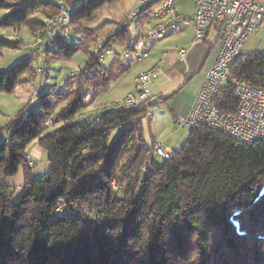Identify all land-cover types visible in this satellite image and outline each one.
Listing matches in <instances>:
<instances>
[{
  "label": "trees",
  "instance_id": "16d2710c",
  "mask_svg": "<svg viewBox=\"0 0 264 264\" xmlns=\"http://www.w3.org/2000/svg\"><path fill=\"white\" fill-rule=\"evenodd\" d=\"M76 1L69 0L71 9ZM108 1L79 0L71 11L73 41L57 35L46 51L48 76L53 59L85 49L78 73L67 77L64 88L41 90L36 110L30 107L0 129V264H264V140L245 145L200 125L168 158H159L156 142L143 140L152 100L131 109L113 104L79 119L130 68L118 52L110 64L92 53L101 41L83 21ZM151 5L140 10L137 26L130 20L105 38L104 48L132 49ZM1 9L9 13L0 28L26 27L34 37L45 30L40 17L57 12L50 0H0ZM21 45L0 37V49ZM35 59L30 49L1 70L0 93H12L18 77L27 79L24 73L35 76ZM233 73L264 89V51L242 52ZM216 104L236 109L231 87ZM34 141L48 155L40 177L28 151ZM20 173V187L11 185ZM193 253L198 258L190 261Z\"/></svg>",
  "mask_w": 264,
  "mask_h": 264
},
{
  "label": "built area",
  "instance_id": "2783aa9c",
  "mask_svg": "<svg viewBox=\"0 0 264 264\" xmlns=\"http://www.w3.org/2000/svg\"><path fill=\"white\" fill-rule=\"evenodd\" d=\"M50 1L56 4L57 12L51 17L46 15L40 17L45 30L37 35L34 43L30 45L31 49L36 50L34 64L36 73L41 76L46 75V51L57 35L61 36L64 43L69 44L73 41L69 0ZM175 1L153 0L151 2L152 5L154 2H159L156 8L159 11L152 10L150 7L145 17L146 27L141 29L142 37L136 41L132 49L125 48L123 56L134 57L137 61L147 58L148 43H155L189 24L194 27V44L205 41L210 30L216 27L219 31L217 54L205 72L203 83L193 105L186 116L178 119V126L189 129L200 125L206 126L245 145H253L264 140V89L233 73L245 42L264 26V3L260 0H191L195 6V12L193 17H190L176 10ZM143 2L149 4L148 0ZM143 16L141 11H134L131 15L132 27L137 26ZM49 32L53 34L49 36ZM104 42L98 43L92 51L100 61H104L109 52L112 54L114 52L112 48H104ZM181 54H185L184 49L181 50ZM41 56L44 62L38 64L37 61ZM78 71L79 68L72 74H77ZM163 72L160 65L141 71L135 77L134 91L117 101L114 107L131 109L143 104L149 106L153 97L151 82L160 77ZM226 87L232 88L237 100L234 111H225L216 104L219 94ZM36 96L38 101L42 97L41 90L37 91ZM89 98L90 95H86L84 100L88 102ZM24 113L27 115L28 110ZM148 114H151V110ZM87 116L84 113L78 115L79 119H85ZM46 124L51 125L52 119L49 118ZM171 153L162 143H155V156L168 158ZM57 213L61 214V210L57 209Z\"/></svg>",
  "mask_w": 264,
  "mask_h": 264
},
{
  "label": "rangeland",
  "instance_id": "374dc122",
  "mask_svg": "<svg viewBox=\"0 0 264 264\" xmlns=\"http://www.w3.org/2000/svg\"><path fill=\"white\" fill-rule=\"evenodd\" d=\"M144 0H111L108 1L103 7L95 12L92 20L83 21V25L88 27L94 34L97 36L99 41H104L105 38L112 35L115 31H120L124 28L130 20L129 12L140 11L141 9L147 6ZM149 3L153 0H148ZM79 4V0L74 2L72 9H74ZM159 2H154L151 6V9L154 10L158 7ZM71 9V11H72ZM182 9V7H181ZM189 9V8H187ZM184 10V9H183ZM9 13L7 9L0 10V19L6 16ZM146 27L144 23L143 27ZM5 28H0V30ZM27 29V31H25ZM15 31V38L13 40L22 41V45L16 49L3 48L0 49V71L9 69L11 66L21 62L27 55L30 53V45L34 43L35 37L29 31L28 28L22 27L19 31ZM94 35V36H95ZM0 37L10 38L9 35H6L3 31H0ZM192 33L190 29L185 32L177 33L175 35L169 36L161 41L155 43L152 54L150 58L146 59L143 62H135L134 57L125 58L123 56V48L115 46L114 52L111 56H108L105 59V64H108L115 57L116 52L120 53V58L123 64L126 66L132 65L131 69L128 70L117 82H113L111 87L99 93L97 98L94 101V106L99 110H103L106 107H109L113 100L121 97L122 94L133 88V79L141 71L146 68L154 59L161 58L162 60H157L159 65L165 69H169L171 62L173 60L181 59V49L188 48L187 42H190ZM214 36L210 35L209 39L214 40ZM98 40L96 43L99 42ZM74 42L77 44L80 42V39L74 38ZM254 50L264 51V26L257 32L253 33L245 46L243 47L244 53H249ZM217 50L213 53L212 58L215 59ZM88 53L85 49H79L72 57L62 58V59H53L50 63L49 75L47 73L45 76L35 74V76L29 78L28 74L26 75V82L40 78L41 86L39 90H50L61 89L65 87V80L69 77L74 70L81 67L87 60ZM169 60H172L171 62ZM148 69V68H147ZM47 76V77H46ZM198 79H200V73L196 75L194 82H189L187 84L186 92L190 93L197 86ZM28 83H23L18 85L27 91L29 88ZM151 86V85H150ZM124 97V96H123ZM122 97V98H123ZM121 98V99H122ZM21 97L17 95L14 91L12 93H0V117L10 115L13 113L14 109H18L19 100ZM90 100V98H89ZM120 100V99H119ZM39 106V102L36 101L31 105L33 110H36ZM152 112V110H151ZM151 115V114H150ZM144 118L143 121V134L147 133L151 139L155 138L157 142L164 143V146H170L174 149H179L184 143L185 139L188 136L189 128L188 127H179L178 121L176 122L173 119V116L169 109L167 108L166 103H161L155 110L153 117ZM151 118V121L149 119ZM10 123V121H8ZM7 123V124H8ZM5 137V132L2 134V138ZM0 139V140H1ZM36 141L30 144L28 151L32 153L33 160L37 164L34 171L36 177H40L46 172L48 168L47 164V152L42 150L41 153L36 154L34 149V144ZM18 198V196H16Z\"/></svg>",
  "mask_w": 264,
  "mask_h": 264
},
{
  "label": "crops",
  "instance_id": "0c3cea01",
  "mask_svg": "<svg viewBox=\"0 0 264 264\" xmlns=\"http://www.w3.org/2000/svg\"><path fill=\"white\" fill-rule=\"evenodd\" d=\"M260 1H262L264 3V0H260ZM181 7H182V9H181ZM175 8L179 13L185 14V15L190 16V17H193L194 12H195L194 3L191 0H176L175 1ZM187 8H189V9H187ZM188 29H190V31L192 33V37H191L190 42H187L188 48H182L185 50V54L183 55V59L173 60V61L169 60L170 62L172 61L170 63L171 64L170 68L167 70V69L162 67L164 70L163 74L151 82V90L153 93L152 106H151L152 112H151V115L148 114L146 117H149V115L151 117H153L154 110L161 103H166L167 108L169 109V111L171 112V114L173 116V119L177 122L179 118L186 116L189 109L191 108V106L194 103L195 97H196L197 93L199 92V89L203 83V80L205 77V72L208 70V68L211 66V64L214 60L213 59L214 57L212 58V55L217 50V47H218V39H219L218 29L216 27H213L210 30L207 39L205 41H203L201 43H197V44H194V42H193V40H194V27L192 24L186 25V26L182 27L181 29L166 35L164 38H162L158 41H161V40H163L169 36L175 35L177 33L185 32ZM211 33L215 37L213 41L209 39ZM246 42H245V44H246ZM155 43H148L147 44V47L149 50V55L147 58H144V59L138 60V61L136 60L135 62H143L146 59L150 58ZM245 44H244V46H245ZM123 49H125V48H123ZM180 53H181V51H180ZM158 59L162 60L161 58H158ZM158 59H154L144 69H147V68L152 67L154 65H159V63L157 61ZM113 61H114V58L108 64H110ZM104 62H105V60H104ZM129 66H130V68H129V70H130L132 65H129ZM199 73H200V79H198L197 86L194 88V90L192 92H190V93L186 92L187 84L189 82H192V81L194 82L196 75H198ZM121 77L119 79H121ZM134 88H135V77L133 79V88L125 91L121 97L119 96L118 98L113 100L114 102H112V103L115 104L123 96L127 95L129 92L134 91ZM113 104H111L110 106H112ZM101 111L102 110H99L97 107L94 106V104H92L86 110H84L83 113L93 117V116L99 114ZM143 121H144V119H143ZM149 121H151V118L149 119ZM151 141L157 143V140L155 138L151 139ZM163 145H164V143H163ZM166 148L171 152L174 150V148H171L170 146H166ZM33 151L36 154H39V153H41L42 149L36 143V145L34 144ZM29 157H30V160L35 163V161L33 160L32 153H29ZM22 180H23L22 173H20L16 177L11 178L9 180V183L13 186L20 187Z\"/></svg>",
  "mask_w": 264,
  "mask_h": 264
},
{
  "label": "clouds",
  "instance_id": "9594fccd",
  "mask_svg": "<svg viewBox=\"0 0 264 264\" xmlns=\"http://www.w3.org/2000/svg\"><path fill=\"white\" fill-rule=\"evenodd\" d=\"M156 11H159V9H156ZM132 14H133L132 12H129V16H131ZM29 15L30 16L31 15H39V12L29 13ZM0 31H3L6 35H9L10 38H15L16 33L14 31V28H11V27L5 28V29H2ZM25 31H27V29H25ZM52 34L53 33H51V32L48 33L49 36H51ZM111 55H112V53L109 52L108 56H111ZM181 59H183V55H181ZM43 62H44V58H43V56H41L38 59L37 63L42 64ZM34 67H35V65H34ZM24 75H27V73H24ZM23 83H28L30 85L29 88L27 89V91H25V89L17 86L18 84H23ZM40 86H41L40 78L26 82V81H23L21 78L18 77L17 82L14 83V85H13V91L21 97V99L19 100V107H18V109H14L12 114L0 117V129L6 127L8 121H14V120L18 119L19 116L23 112H26L28 110V108H30L31 105L36 102V99H37L36 93L39 90ZM66 103H68L67 100H65L61 104V107H63V104H66ZM143 140L146 142H149V143L151 142V138L147 133H145L143 135ZM192 239L196 240V239H198V236L194 234ZM148 240H149V236L147 234H145V236H144L145 243H147ZM197 258H198V253H193L189 259H190V261H195V260H197Z\"/></svg>",
  "mask_w": 264,
  "mask_h": 264
}]
</instances>
